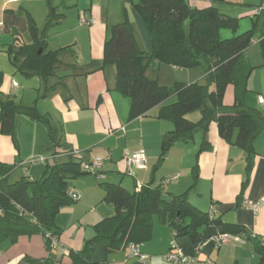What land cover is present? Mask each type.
<instances>
[{"label":"crops","instance_id":"0c3cea01","mask_svg":"<svg viewBox=\"0 0 264 264\" xmlns=\"http://www.w3.org/2000/svg\"><path fill=\"white\" fill-rule=\"evenodd\" d=\"M191 1L193 7L198 9L210 3L209 0ZM136 2L18 0L5 3L0 0V99L35 106L48 119L54 140L77 151L82 161L102 159L100 169L104 173L103 179L91 175L74 180L69 185V191L78 193L80 200L64 208L58 217L62 230L57 239L60 247L52 250L51 254L61 264H69L66 257L68 251L81 250L85 242L94 236L93 226L96 223L115 214L114 207L103 200L104 192L100 184L104 182L120 183L128 191L150 183L160 186L163 192L171 195L184 194L196 210L209 213L210 208L215 206L214 216H219L223 223L243 226L252 239L264 242V132L254 140L255 154L251 157L249 170L245 151L221 139L215 123L209 125L206 134L197 130L188 143L173 145L158 165L159 146L165 135L172 130L171 123L155 117L158 108L149 112H153V117L148 120L150 122L146 120L149 113L133 121L129 120V99L115 90L116 70L113 65H103V45L111 27L128 21L140 49L150 52L151 44L143 22L134 10ZM246 6L253 9L264 7V0L247 3ZM51 7L54 9L52 15ZM245 14L244 17L249 18L248 29H245L247 31L251 27L254 12L249 9ZM81 19L93 20L94 23L84 24ZM29 20L37 28L35 37L29 30ZM35 42L40 47L38 55L55 53L56 61L47 77L26 76L18 69L24 57L19 54L13 56V53L6 51L12 47L13 52H18L19 44L31 47ZM249 53L248 48L244 53L245 58L248 62H255L253 66L258 69L255 76L247 81L245 104L248 107L253 104L264 108L258 100L260 96L264 97L263 59L258 58L254 52ZM153 67L154 63L151 69ZM147 70L146 76H149ZM188 73L195 78L199 77L198 74ZM233 101V88L226 89L224 105L230 106ZM20 118L23 117L16 118V125ZM23 119L28 122L26 118ZM147 127H150L153 134L146 142L144 135L145 130H149ZM105 147L103 158L95 151L105 150ZM140 149L147 153L146 168L135 169L133 177L126 176L123 173L124 155ZM31 154L24 160L30 159ZM17 159L23 161L21 152L16 151L9 136L0 134V164L12 165ZM123 176L128 177L132 183L124 182ZM173 177L176 180L167 184L163 182ZM245 179L248 182L242 190ZM243 202L259 203L260 208L258 211L245 208ZM219 232L209 226L200 228L194 239L176 238L167 224L153 217L151 238L142 244L141 252L147 256L148 264H166L162 258L174 241L186 252L199 246L197 257L201 261L211 260L214 264H255L253 240L240 236L243 243L230 241L217 244L214 237ZM60 248L64 254L59 256ZM47 255L44 239L40 235L21 237L15 245L0 250V264H27L25 257L43 260ZM91 260L101 264H137L129 258L126 250L108 254L103 244L93 247Z\"/></svg>","mask_w":264,"mask_h":264},{"label":"trees","instance_id":"16d2710c","mask_svg":"<svg viewBox=\"0 0 264 264\" xmlns=\"http://www.w3.org/2000/svg\"><path fill=\"white\" fill-rule=\"evenodd\" d=\"M189 1L137 0L134 10L150 40V52L140 49L130 23L125 21L110 28L103 45V65L115 67V90L129 99V120L144 117L158 108L155 117L171 123L172 130L160 144L158 165L173 145L188 143L197 130L206 134L209 125L215 123L221 139L245 151L249 170L251 157L255 154L254 140L264 132V116L245 104L247 81L254 68L244 53L256 39L264 66V11L252 16L249 30L221 40V29L236 32L238 28L237 19L223 15L214 6L224 0H209L210 5L201 9L191 7ZM50 12L51 15L54 13L52 7ZM29 30L35 37L37 28L31 20ZM36 43L31 47L19 44L18 52H13L12 47L6 51L13 56L19 54L24 57L18 69L26 76L47 77L56 61L55 53L38 55L40 47ZM153 63L176 69L202 67L205 83L160 86L156 80L146 76V70ZM1 81L0 75V86ZM229 86L233 88L234 101L232 105L225 106L223 99ZM173 96L176 102L164 105ZM193 112L199 113L196 122L186 118ZM17 117L26 118L32 125L40 127L44 134L53 135L48 119L35 106L0 99V134L11 138L17 152H20L15 132ZM52 149V154L43 164H24L23 161L12 165L0 164V250L3 242L15 244L21 237L40 235L48 252L43 260L25 257L27 264H61L51 254L50 241L46 236L49 234L58 239L62 232L58 217L64 208L74 203L67 195L69 185L81 177L104 174L101 169L94 172L84 170L82 164L89 162L82 161L77 151L64 147L54 137ZM62 157L67 159L56 161ZM24 165L28 167L25 174L18 181L9 183L11 172ZM247 182L245 179L242 183V190ZM100 186L104 192L103 200L114 207L115 214L93 226L94 236L81 250L67 252L69 264H101L91 260L96 244H103L107 253L113 254L125 251L130 243L149 241L153 217L167 224L176 238L194 239L200 228L209 226L225 234L245 236L254 242L255 264H264V242L252 239L243 226L225 224L219 216L210 217L208 213L196 210L184 194L171 195L150 183L132 191L120 183L104 182Z\"/></svg>","mask_w":264,"mask_h":264},{"label":"rangeland","instance_id":"374dc122","mask_svg":"<svg viewBox=\"0 0 264 264\" xmlns=\"http://www.w3.org/2000/svg\"><path fill=\"white\" fill-rule=\"evenodd\" d=\"M245 1H253V2H258V0H226L225 2L217 3L214 6L219 10L220 13H224L227 15H231L232 17L235 18H242L239 19V28H237L236 32H233L229 29H221L219 32V38L221 40L225 39H230L234 36L240 35L244 33L248 29V24H249V18L244 17L246 15V11L250 9L252 12H254L255 9L251 8V6H246L247 3H253V2H245ZM209 2V1H208ZM189 5L193 7L192 1H189ZM210 5V3H209ZM213 5V4H212ZM259 5V4H256ZM244 17V18H243ZM144 26V25H143ZM247 27V28H246ZM148 37V36H147ZM149 40V38H148ZM150 41V40H149ZM256 41V39H255ZM250 53L252 54L253 52L256 53L258 58H262L260 48L256 42H254L250 47H249ZM252 60H250L249 64L254 68L253 71L250 74V77L255 76V72H257V69L255 66H253ZM263 66V64H262ZM264 67V66H263ZM174 70V71H173ZM188 72H191L190 74H198L199 77L195 78L193 75H189ZM147 75L152 77L151 79L156 80L157 83L160 86L164 87H172L175 84H183V85H190V84H195L198 83L200 85H203L205 83L203 75V68L202 67H197L193 69H175L171 66L165 65V64H159V63H154V67L151 69V66L147 70ZM147 76V77H149ZM192 76V77H191ZM194 77V78H193ZM249 77V79H250ZM232 88V86H229L227 89ZM232 101V97L230 102ZM176 102V97L173 96L169 98L167 101L164 102V105H170ZM229 102V103H230ZM227 104V102H226ZM233 104V102H232ZM251 106V105H250ZM251 107H254L258 112H260L264 116V108L262 106H254L252 104ZM153 112L149 113L148 119L146 118L147 122H150L148 120H151L153 117L152 114ZM198 112H193L190 113L186 116L188 120L191 121H196L198 118ZM194 116H196V119H194ZM149 130L147 132V129L145 130V141L147 142V138L153 134L152 130L150 127H147ZM16 139L17 143L19 146V151L21 152V159L25 163L27 160H24L26 157H28L31 153V158H34L38 155H42L44 157H48L50 154H52L53 149V136L52 134H44L42 132V129L36 125H32V123L26 122L25 119L20 118L18 119L17 125H16ZM136 135L140 137L139 133L136 132ZM160 148V146H159ZM105 150H99L98 152L95 151L96 153H99L103 158L104 156L102 155V152L106 151V147L104 148ZM142 150V149H140ZM144 151V150H143ZM160 152V149H159ZM145 155L147 157V153L145 152ZM52 159V158H51ZM66 157L58 158L56 161H64L66 160ZM147 159V158H146ZM20 159H17V163L19 162ZM29 160V159H28ZM49 163H52L51 160H49ZM165 168V167H164ZM28 167L27 165L24 166H18L14 171L11 172V174L8 177V182L9 183H14L18 181L23 174L27 171ZM107 169H111L108 167ZM118 172V171H117ZM156 173H159L156 171ZM91 176V175H89ZM123 179H125L124 182L126 183H132L128 177L123 176ZM167 184V183H166ZM165 184V185H166ZM173 185L174 183L171 182ZM71 206V205H70ZM15 244H9V242L6 241L2 243L1 249L5 250L7 246H12ZM60 256V253L58 254ZM18 259V258H17Z\"/></svg>","mask_w":264,"mask_h":264},{"label":"built area","instance_id":"2783aa9c","mask_svg":"<svg viewBox=\"0 0 264 264\" xmlns=\"http://www.w3.org/2000/svg\"><path fill=\"white\" fill-rule=\"evenodd\" d=\"M5 3H11V2H17L18 0H3ZM264 11V7L255 9L254 15L257 14L258 12ZM81 23H87L93 24V20H80ZM260 104L264 106V97L260 96L258 98ZM47 160L46 157L42 155H38L34 158H30L27 160L24 164H43ZM124 163H125V168L123 173L126 176L133 177L134 176V170L135 169H141L144 170L146 168V156L145 152L143 150H137L131 154H125L124 155ZM102 167V159L101 158H95L89 163H83L82 168L86 171L94 172L97 169H100ZM98 178L103 179L102 175H98ZM176 180V177L169 178L164 180L165 183H168L170 181ZM68 197L72 202H78L80 200V195L76 192L73 191H68ZM243 207L252 209L254 211H258L260 208L259 203H252V202H243ZM216 213V208L215 206H212L209 210V216L212 217ZM47 239L50 241V247L52 250L54 249H59V243L56 238L50 237L49 234L46 236ZM214 240L217 244H224L227 242H238V243H243L240 236H234V235H229L225 234L222 232H219L214 237ZM59 246V247H58ZM141 246L142 244L138 243H130L127 245L126 251L128 253L129 258H132L136 261L137 264H148L147 263V256L144 255L141 252ZM199 252V246H196L191 252H186L182 248L178 247L175 242H171L169 245V249L167 253L163 256V261L166 264H214L211 260H204L201 261L198 259L197 255ZM60 254H64V250L60 248Z\"/></svg>","mask_w":264,"mask_h":264}]
</instances>
